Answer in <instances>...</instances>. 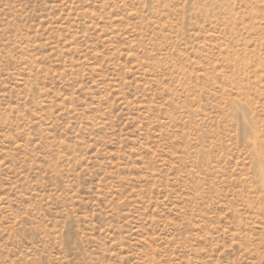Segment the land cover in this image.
I'll return each instance as SVG.
<instances>
[{"label": "rangeland", "instance_id": "obj_1", "mask_svg": "<svg viewBox=\"0 0 264 264\" xmlns=\"http://www.w3.org/2000/svg\"><path fill=\"white\" fill-rule=\"evenodd\" d=\"M0 264H264V0H0Z\"/></svg>", "mask_w": 264, "mask_h": 264}]
</instances>
